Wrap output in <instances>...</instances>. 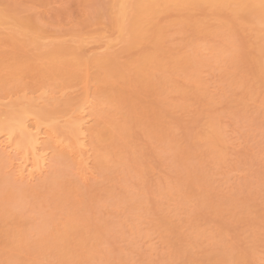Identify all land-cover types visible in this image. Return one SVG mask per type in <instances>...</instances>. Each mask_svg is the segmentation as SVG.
<instances>
[{
  "label": "rangeland",
  "instance_id": "1",
  "mask_svg": "<svg viewBox=\"0 0 264 264\" xmlns=\"http://www.w3.org/2000/svg\"><path fill=\"white\" fill-rule=\"evenodd\" d=\"M1 1L2 0H0V6L1 4H4L5 6L2 8H4L5 10H6V7H8V9L12 7L13 9L12 12H13L15 11L14 9L17 8L16 10L18 12L16 11V13H20L19 15L21 18L28 17V19H30L29 20L30 22L34 21L37 25H39L41 22L43 23V24H40L43 27V31L41 32L44 35V36L41 35V37L43 36V40H41L43 44L44 43L47 44L48 41H50L48 42L50 44L51 41H55V40H56L55 42L58 41V43L61 41L64 43L68 42V44H70L69 41L73 39L71 37L73 36L72 34L75 31H77L75 32V34L76 33L79 34V32L84 33L87 39L89 36H92L88 39L89 41L91 39L93 40V38H96L98 34L102 36H106V35L108 36V37L107 36L101 37L100 39L102 38L108 39L109 37H111L112 40H115L117 38L116 37L117 35H115V33L117 32L113 29L110 23H108L109 21L107 17H109V11H108L109 10V6H108L109 0H5V1L3 0L2 3ZM9 4H11V6H9ZM105 6L108 9H106ZM205 8L204 9L196 8L194 10L190 8L191 9L190 11L189 9L187 10L188 14L186 12L185 14L183 11L179 13V12H176V11L174 12L170 10L169 12H167V15L166 13L161 15L162 18L160 19L162 20L160 22L162 23L163 20L165 19L162 24L160 23L161 25H163V29L165 28L163 30L165 34L164 32H162V35L163 34L164 35L160 37L161 38L160 45L163 44L162 42H164L165 44V45L164 44L162 45L163 46L162 55L163 57H165L164 60L165 61L167 60L165 64L166 65L165 69L167 72L171 71L172 73H174L175 74L174 76H176V80H175V77L171 74V72L167 74V72L165 71L167 75L170 74L171 77H173V81H171L172 79L169 78V76L166 77V75L165 76L163 75L165 72H161L162 73L161 74L157 70H155L156 72H158V73H154L156 75V78H155V75L151 77V82H153L155 86L151 84L148 87L149 89L145 87L146 90L143 89L144 88L143 85L141 87V83L137 81L135 77L133 76L132 74L133 71L131 67L132 65L130 64L132 63V61H134L135 59L137 60L138 57L141 58V55H144L147 52L149 53L151 49L154 48L153 44L148 38L142 40L143 42H139L138 45H134L135 47L134 46L131 47L132 49L131 48L127 49V47L125 48L126 46L124 45L125 42L123 41L121 42L120 40L121 45H123L121 46L120 42H118L119 38H117L118 39L117 41L111 43V44L114 43L113 45L108 46V48L111 47L110 51L109 49L106 48L107 44L106 45L104 44L106 47L102 45L103 43L100 46V44L97 43V39H95L96 45L93 44L94 42L92 40L90 43L91 47L90 45H88L89 48H93L92 49L93 51L90 50L89 48H88L89 50L87 51V46L85 45L86 47L83 49H86L87 56L92 55L93 53H96L97 52L96 50L102 51L105 49L103 52H110L112 54L114 51V55L116 56V59L119 58L118 61L116 60L117 63L121 66L126 65L127 67V69L125 70L126 74H128L129 77L131 76L134 77V78H131L129 81L127 80L128 83L125 81L122 84L120 83L122 80L120 81V79H118L119 82H115L114 80L116 81L118 80L115 76H112L114 78L111 79L112 81L109 80L110 82L109 87L114 86V88L112 87L108 89L106 88L107 87L106 85H104L106 87H102L103 84L97 83L101 85L99 87L96 84V82L93 81V79L91 81H88V83H84V84H88L89 86L87 87L88 89H85V90L87 91L89 90L90 91L89 93L91 95L95 93L93 96L97 97V99L101 91L102 95L100 94L101 98L99 97L98 99L99 101H101V99L106 97V95H110L111 98L116 95L115 96L116 101L113 100L114 98L111 99L108 96L110 100L107 98H104L105 101L102 100L103 102H101L102 105L105 104L103 105V108H101V110H103L104 113H107L109 115L111 114V112H116V113L115 114L112 113L113 115L111 114L110 116L106 115L107 117L103 116L102 120L99 118V122L97 124H94L97 122L96 120H95L96 122L94 121L91 124V122L93 121L91 120L88 123V125L89 126H97V125L99 126L103 123L105 125L103 124L101 125L102 127L101 130L103 131L102 133H104V131L107 132L110 129L115 131L114 124H111V122L113 121L115 125L118 124L119 127L121 125L122 126L124 125L123 127L124 128L126 127V129L129 130L128 132L132 134V137H130L131 134L128 133L130 135L127 138L129 139L132 138V139L127 140L125 135H124V138H123V135L116 137V138L114 137L116 141H114L115 139L113 140L111 138L114 144L117 141L118 142L120 141V143H123L124 141L127 140L126 148L124 146L125 142L123 143V146L119 148V149H122L124 147L123 150L125 149L124 150L125 153L123 150L120 151L119 149H117L118 146H115L116 147L115 148L114 145H112L113 142L111 143L112 140L110 139L108 140L104 138L102 139V140H105L104 142H106V146L108 145V148L109 146H111V148L109 149L104 148V150H100L102 148H100L101 146L99 145H97L98 146L97 148L95 147L96 142H94L93 138H92L93 140L91 138L88 139V141L90 142L92 141L91 142L92 148L94 145L95 149L93 148L91 150L92 152L94 151L93 153H97L96 149L100 148L99 154L97 153L94 155L91 152L90 160H88L89 162L87 163L89 164L87 165V167L89 166L87 171L91 170L92 176L90 177L91 174L87 175L86 177L80 176V173H78L79 169L77 168V165L74 166L73 164H75V162L74 161L71 162L70 160L72 159V157L68 158L67 161L70 162L69 165L71 164V166H68L69 167L68 168L66 166L68 165L67 163L65 166H63L64 168H67V170L64 171L65 174L61 168L62 171H60L59 169L60 176L59 174L55 175L59 177V178L56 177V179L57 178L59 179L58 181L55 179L58 183H55L54 185L52 184V182L49 181L50 182L48 183L49 188H45L47 187L46 183L48 181L41 182L43 181L41 180L39 181L38 186L35 184H33V187L28 188L27 186V189H31V188L34 189L35 187L34 191H31L33 189L30 190L31 193H29L30 192L29 190L27 192L30 195V198H27V200L29 199V201L26 200L27 202H25V198H26L25 195H27L26 192L23 194L25 196L24 199L20 197H19L20 199L16 198L18 201L23 199V201L27 205L26 206L24 204L25 205L24 207L23 202L22 201L19 202V205L23 206V210H24V211H21V213L18 210L19 206H17V204H15L16 208L14 207H13L14 209L12 208L13 203H16L17 200L13 202L14 200L12 199V196L8 194L9 196H11L10 198L8 197V195L5 194L3 198L6 199V201L12 200V203L8 201L11 204L10 205L11 208L9 207V203H5L6 201L3 198L2 199L5 202L1 200L2 202H4L3 204L4 206H2V203L0 204L1 207L6 208V210L10 209L9 211L11 212H14V211L15 212L18 211V212L11 213L7 210L6 213L10 214V217H9L10 220L8 219V216H7V219L5 218V215H4L6 214L5 211H2L4 212V213H1L2 215L0 214L1 215L0 216V228L4 229L5 226L7 228L8 227L10 228V230L8 228V231H3L2 229H0L1 231L0 235H2L0 236V240L4 241V242H0V244L4 243L6 245L4 246L2 244L3 248L4 247L6 248L8 245L7 243H9V241L14 238L13 234L15 232H17L19 229H21V232H24L22 231L23 226L21 228L19 225L20 222H18L22 220L21 216H24L28 220L27 222H29V224L28 223L25 224L26 220L23 217L25 222H22L24 221L22 220L21 225L22 223L25 224L24 229L25 228L27 229L28 227L31 226L29 230L27 229V232H29V234L27 233L28 239L24 238L26 237V234L23 237L25 240H28L30 242L32 237L34 238L36 237L39 239L37 235H40V232H38L39 234H37L34 228H36L35 224L38 223L36 222L38 221L37 216L39 215L40 217L41 213L43 215L49 214L51 218L49 216L48 217L51 220L54 219L55 222L54 221L53 222L55 223V225L53 222L52 224L50 222V228H52L51 225H54L56 227L59 224L57 222H60V221H61L60 227H62L65 223L67 225L69 223L67 222L69 217H66V216H69V214L71 215L73 214L72 218L74 219L72 220L75 221L77 219L78 223H75L76 221L71 222L72 220L70 221V223H72V225L74 223L77 224V225L74 224L75 226L73 225V227L78 226L79 228H76L77 230L74 229L73 231L76 230L75 232H78L79 230L80 234L78 232L77 235H81V236L77 237L75 234V237H72V240L74 238L73 241L76 240L79 242H75L72 244L86 242L85 244L84 243L82 244L85 245L83 246V247H86L85 249L88 248V250H92L90 251L91 252L90 254H92V252L94 254V252L96 251L94 254L95 256L91 255V257L93 258V261L91 262V264H236V263L237 264H264V81L260 82L261 80H264V78L260 76V74L263 75L262 72H260V70L264 68L263 66L264 65V56H263L264 55V32L262 33L260 32L259 34V31H261V29L264 31L263 29L264 27H262L263 24L260 26H258L259 24L256 25L257 27H261L259 29L255 28V26L253 27V23H252L253 20H251L249 15L246 16L247 18H249L248 21L246 18H242V17H241L242 19H239L240 16L239 17L237 16L238 19L236 18L237 19L236 20L235 19L236 15L234 14L235 15L234 16L232 14V12L229 10L230 8L229 9L226 8L227 12L225 11V9L222 10V13L220 12L222 15L221 17L220 15L217 16L218 14H215L212 11V9L207 8L205 10ZM110 12H111V9H110ZM190 13H191V16H190ZM223 13L224 14L226 13V14L223 15ZM188 16L191 19H188L189 18ZM224 16H226L227 18ZM230 16H233L234 20L230 18ZM185 17H188L187 18L188 20H186ZM227 20L229 21V23ZM232 20H233V27H236L237 29L233 28L234 30H231L232 31L231 38H234V40L232 39V41L230 42H233V43L229 44L230 42H225L226 38L224 37H226L227 33L230 34V29L232 28L231 27ZM177 21L178 23L180 22L179 25L178 23H176ZM188 21H190L191 24ZM234 21L235 23L238 22V24H240L239 25L240 28L237 27L238 25H236L237 23L235 24ZM183 22L187 24L186 25L182 24L183 29L182 28L180 29V25ZM192 23H194V25L196 24L197 25L194 26ZM218 23L222 24V26H220ZM5 24L6 23H4V25L1 28L3 27L7 28L9 24H7L6 26ZM84 24L85 26L86 25L87 26L83 27ZM241 24L245 28L244 30ZM216 26L220 30L216 29ZM223 26L225 27L229 26L228 27L229 32H227L226 30V35L224 33L225 31L223 30L224 28ZM9 28L11 29V26L8 27V29ZM193 28H195L196 31ZM205 28H206L207 33L205 32ZM4 29L5 28L2 29L3 32L1 30L0 32L2 33L1 35L6 37L5 34H7L8 36V31L6 32V30L4 31ZM41 30L39 29V32ZM215 30L216 31L218 30V31L216 32ZM219 31L223 34L222 36H219L221 34L219 33ZM37 32H35V35ZM255 32H258V33H255ZM20 33H23V32L20 31ZM231 34L229 36H231ZM25 35L26 34H24V36ZM35 35L32 34L34 38H36ZM58 37L61 38L60 41L57 39ZM22 38L23 37L20 36L18 38V42ZM231 38L229 40H231ZM30 39H33V38L30 37ZM63 39L67 41L65 42ZM222 40H224L223 43H222ZM21 41L19 42V44H16V45L19 46L21 44ZM108 41H110V38ZM149 41L152 46H150ZM99 42H103V41H99ZM26 43L25 44L23 43L24 49L21 46H19L21 47L19 49V47H17L15 44L13 45V47L15 46L16 48H18L16 49L17 54L22 51L21 54L15 55L17 57L22 55L21 57H18L19 61L17 60V57L12 55L14 54L13 52L15 51L14 50L13 52L11 51L12 49H15V48H13L10 43H9L10 47L7 45L8 42L7 44L3 42L2 45L4 47L3 46L0 47V53H1L0 61L1 60L3 61L6 58L7 59V60L5 59L6 62L5 60L3 61L6 64L8 62L9 64H13V62L15 61H16V64H18V62L23 61L22 63H20L22 65L27 62L26 64H24L25 66L23 65L22 67V68L26 67V70L24 71L25 68L22 69L24 73H21V74H24V75H21L23 76L20 78L22 80L18 81V83L20 82V84L16 82L17 80L16 81L14 80L15 81L14 82L12 80L10 81V79L8 78H7L8 80L5 78L6 79V82H5V79H3L4 73H1V66H0V75H1L0 78L2 80V81L0 80V84L5 86L6 83L8 82L7 85L5 86L7 89L4 87L3 91L0 90V98H5V99L12 98V100H14L15 97L18 98L19 95L23 96V93H20V92H24V94L27 93V96H36L38 95L39 92L41 93L45 91L50 92L51 91V90L49 91V85H50L52 86L53 91L57 89L56 87L58 88L62 87L60 91L59 89L55 91L56 92L55 100L57 97L59 98V94L62 93L64 97L67 96L66 99L63 96H61V98L63 97L62 99L68 100L70 98L69 100L73 101L76 104L79 101L82 93H85V94L88 93L87 91H86L87 93L85 91L83 92L84 88H86L84 86H87V85H84L82 83L83 79L81 78L80 79L75 78L76 80L75 79L67 80V82L63 80L61 81L62 83L60 81H57V84H58L57 85V84H54L53 81H51L52 79L51 80L48 79L49 80L48 81L46 78L39 79L40 76L39 77L30 76V75L35 74V72H33L34 69L30 70V73L27 74V72H29L27 71V69L30 68V63L31 65L35 64V62L37 61L36 56H38V52H39V55L41 54L42 50L40 52V49H42L44 45L42 46V48L39 47L40 49L39 48L37 49L35 47L37 50L35 52V49L33 50V48H31L34 46H31V44L30 45L28 44L29 46H27ZM198 43H199V46L201 44L202 46H206L203 48H207L209 46L212 48H216V50L219 49V46L221 44H224L220 46V49L222 48L221 51L222 52L224 51L223 53L225 54L220 52L221 53L220 55L218 53L219 56L222 58V60L224 59L223 61L221 60L223 64L222 65L220 62L221 58L218 59L219 61L216 60L217 55H214V57L212 58L211 57L212 53L209 52L210 53V56H209L208 51L213 52L215 51L214 49L210 48V50L206 49L208 50L207 52H201L202 54L205 53V57H207L208 60L210 59V61L207 60L208 62L212 63L214 61L213 62L214 64L212 63L211 66H210V63H208L209 65H206L205 63L206 66L201 65V68H199L198 70L200 71L198 72V74L201 78L200 80L202 79L204 80L200 81L201 83L199 82L198 84L195 83L196 85L199 86V87L197 86L198 87L197 88L194 82L192 83V81L191 82L188 81V79H186L185 74L183 75V73H185L186 70L184 72L178 71L177 69L178 65L175 64L176 63L175 57L177 60L178 58L177 56L183 57L187 53L189 54V51H191L192 48L194 49L193 46L195 45H196L195 46L196 48H199V46L197 45ZM4 44L7 46H5ZM97 45L99 46L96 49ZM114 46H116V48H113ZM187 46H190V47H187ZM224 46L227 47V49ZM46 47H49V46H46ZM236 48L239 51H236ZM8 49L11 52L10 54H8L9 53V51H7ZM94 49H96L95 50L96 52H94ZM89 51H92L93 53L89 54L91 53ZM101 51H99V53L103 54L101 53ZM153 51L154 50H152L151 52ZM43 52H45L44 49H43ZM207 53H208V56H207ZM233 53L234 54L236 53L235 56L237 58L236 57H234L236 59L231 58V61H232L231 62L228 59H230L229 57H233L234 55ZM260 54L262 56H260ZM7 55L12 56L11 57L12 59ZM86 55L84 56L86 57ZM24 56H25V59H24ZM42 56L44 57L43 54ZM168 56H169V59H168ZM226 56H228L227 59H226ZM38 57L37 59H39ZM205 57L203 58L202 56L203 59H205ZM258 58L259 59L261 58V60H258ZM40 59L38 61H40ZM256 60L260 62L262 61L261 63H263V65L261 64L262 65L261 66L258 63V66H257V62H255ZM41 61L43 63L42 59ZM46 61L47 60H45V62ZM223 62L224 63L226 62V63L224 64ZM228 62H231V63H228ZM36 63H39V62H36ZM217 63L219 65H216ZM207 66L208 67L210 66L211 68L210 67L208 68ZM259 66L262 68L260 69ZM257 67H259V70L256 73V70L258 69ZM91 69L92 70L90 71L93 72L94 68H91ZM231 70H233L234 72ZM190 71H192V68L191 70L187 71L186 74L194 73ZM258 75L260 76L261 79L258 78ZM27 76H30V77L27 78ZM108 77L109 79L111 78L110 76ZM154 78L155 80L157 79L158 83L154 81ZM166 78H169L171 82L167 81L168 79ZM14 79H19V78H14ZM34 79H36L35 82H31V80H34ZM43 80L48 81L49 84ZM27 81H28V84H27ZM64 81L66 83H64ZM165 81H166V85H164ZM187 81L190 82V84ZM79 82L81 83L79 84ZM11 83H14V84H11ZM124 83H127V84H124ZM9 84L17 88L11 89L12 91H10L9 89L13 87L11 86L8 87ZM24 84H27V85L25 86ZM66 84L67 85L69 84V85L67 86ZM19 85H21L22 87ZM115 86L116 87L121 86L122 88L119 87L121 89L116 88L117 89L116 90ZM200 86L202 88H200ZM102 88L103 89L106 88V89H104L103 91ZM0 89H3V88H0ZM20 89L22 90L19 91ZM114 89L116 90V92L113 91L111 93L113 95L107 94V93H110V91ZM105 90L107 92H105ZM15 92L18 93V95ZM6 94L10 96L8 97ZM61 98L58 99L59 104L61 106L59 107L57 106V108L60 109V107L64 106L65 109L64 110L63 108L61 109V111L63 110L62 113L58 109L59 111L56 112V114L54 112L53 115L51 116L53 117L55 115L52 119L53 121H55L56 119L57 120L56 122L58 123V125L60 124L62 125L64 123L63 121L66 122L65 118H67V114L70 115L69 112H71L72 110L69 108L75 107V105H73L74 103L72 102L73 104L71 106L68 105V108H67V106H65L64 104V101ZM81 98L83 99V96ZM76 99H78V101H76ZM55 100L54 102L50 100L52 106L54 103L58 104V100L56 102ZM48 101L46 105L50 104V102L48 103ZM60 101L61 102L63 101V103H61ZM107 101L109 102L110 105L107 104L108 103ZM51 104L47 107H50ZM107 106H110V107H107ZM106 109L111 110V111L107 112ZM55 110H57L56 107H55ZM121 110L123 111L124 114L126 111L127 115H123ZM120 111L121 113H119ZM62 114L63 115L65 114V115L63 116ZM70 116H68V118ZM56 117L57 118L59 117V118L57 119ZM111 117H115V118H111ZM103 118L104 120L107 119V122H105L106 120L104 121ZM214 124H216V126ZM106 126L108 128L110 126V129H106L107 128ZM42 127L43 126L41 125V128H40L41 130L44 129V127L43 128ZM213 127H215L216 129ZM212 128L215 130H211ZM217 128H218V133L214 134ZM111 130L108 132H111ZM114 131H112L113 134L117 132V131L115 132ZM210 131L214 133H211ZM212 134L216 135L214 136L215 138L218 136L217 139H220L219 141H221L222 139V141L219 142L216 139L217 141L215 140L213 143L212 141L214 140V138ZM116 135H118V133L115 134V136ZM118 138L119 139L121 138L122 141L119 140ZM211 138H213V140H210ZM109 140H110V143L108 142ZM208 140H210L211 143H213L214 147H212V144L208 143ZM105 149L109 150L107 151L108 154L111 151L114 152L113 159H114L115 153L120 154V155H115V156H119V158L121 156L123 157L125 156V158H128V159H125L122 157L123 158L122 161L125 159L124 161L127 162L128 164L125 163L126 165H124L123 163H120L122 162L120 161L121 159H119V162H115L112 159V161L115 164L113 162H110V165H109V161H107L108 163L106 164L102 163L101 165L100 163L101 160L100 161L98 160L101 159L103 156L101 155L102 157H100L99 155L101 153H104L105 155V152H104L106 151ZM92 155L95 156L96 159ZM108 157L109 156H107V158ZM134 158L136 160H134ZM94 159L97 161L96 163L97 166L95 164L96 161ZM114 160H118V158ZM104 161L105 160H103V162ZM98 163L100 164V166H98ZM132 163H135V164L130 166ZM92 164H95V165H92ZM127 165H129L128 166L129 168L127 167ZM60 166L62 165L60 164L59 167ZM133 166L135 168L137 167L138 169L141 168L142 171L140 170L134 173L136 169ZM105 168L107 171L105 170ZM130 168L133 170V172ZM59 171L57 173H59ZM128 171H130V173ZM0 172L3 173L2 175L3 177H6L5 179L9 180L8 178L10 176H9L7 169L2 167V171ZM61 173H63L64 176H62L63 174ZM5 174L6 175L8 174V175L6 176ZM54 178L52 176L50 180L53 179L52 181H54ZM4 182L6 181L4 180ZM4 182L2 183V180L0 182V191H2L1 187L5 188L4 185L9 184L8 181L6 183ZM43 183L44 185H42ZM50 188H53V189L51 190ZM13 189H16V188L14 187ZM3 190L10 191V189H3ZM54 190L55 192H53ZM130 190L132 191V193H129ZM15 191H17V189ZM19 191H17L16 193L18 194ZM135 191L138 196L135 194ZM65 192L67 194H65ZM7 193H10V192H7ZM2 194L0 193L1 197H2ZM20 194L18 195L21 196ZM29 195H27V197ZM138 198H139V202L137 200ZM27 203L30 205H28ZM31 205H33V207H31ZM1 207L0 209H2ZM19 213H20L19 217L21 219L17 218V216L14 217L17 214L19 215ZM2 216L3 218H1ZM164 217H165V220L163 219ZM64 218L65 219L68 218V219L65 220ZM84 218L86 221L84 220ZM2 219L4 223L3 225H1ZM12 219L14 220L13 223L16 224L14 226L10 225L12 223L11 222ZM30 219H33V220H30ZM39 219H41V217ZM8 220L10 221V223ZM63 221H66V222L64 223ZM33 222H34V225H31L30 223H33ZM48 223H45V225L46 224L49 225ZM61 223H63V225ZM26 225H30V226L26 227ZM99 225H101V227ZM10 226L12 228L15 227L13 229H16V228L18 229L13 230ZM37 226L39 225L37 224ZM82 227H85V228L88 227V229L86 228V231L84 232L83 230H85V228L83 229ZM39 228L38 230H40ZM46 229L48 230V228ZM4 230H6V228ZM52 230L54 231L53 228ZM94 230H95V233H94ZM33 231L35 232L36 236ZM82 231L86 234L88 233L87 237L90 241H91V238L92 240L93 238L95 240V237L100 238V239H96L95 241L90 242L85 236V234H83ZM6 232L7 234L8 232L12 234V237L10 235V238L12 239L8 238L9 236H7L8 239L6 238V235H7L5 234ZM96 233L98 234V236ZM92 235H94V237ZM4 236L5 238H3ZM47 236L50 237L51 234L50 235L47 234ZM82 236L84 240L86 239L85 241L82 240ZM49 237H47V239ZM76 237L77 239H75ZM80 238L81 240H79ZM4 239H6L7 243ZM35 239L33 241L34 243H36L35 241L37 240ZM42 241L45 242L44 239ZM87 241H89L90 244ZM15 243H18V245L17 244L16 245L19 247L22 245V244L20 245L21 242H15ZM15 243H12L13 245L11 244L9 248L7 247V249L8 250L10 248L14 249L12 247H14ZM34 243L33 244L28 243V245H24L25 244L24 243L23 244L24 246L22 247H27L26 250L25 248H20V250L24 249V251L19 252V249H17L19 252L17 254L20 256L22 255V257H24L25 259L27 258L28 260L27 263L30 262L31 264H34V263L35 264H72L71 260L69 261L66 260L67 262L63 261V259L59 256V254H57L58 251L55 250L54 246H53L54 249H50L52 248V246L51 247L49 246L48 248L49 250H46L48 251L46 253L45 248L43 249L45 252H43L42 250L38 251L40 249L38 248L39 247L38 244H36L35 246L37 247L38 245L36 249L35 247L33 248ZM44 244L42 243V245ZM91 245L93 246V248ZM2 247L0 246L1 254L3 253L2 250L3 251L5 250ZM74 247L75 245L73 246V248ZM83 247L81 248L82 252L85 251V249L83 250ZM90 247L91 249H89ZM15 248L17 247L15 246ZM77 248H78L77 250L80 249L79 247ZM28 250L29 252L27 254ZM77 250H76V253L79 254L80 250H79V253L77 252ZM11 252H14V250H11ZM11 252H8V254H3V255H6V256L11 255L12 254ZM30 252H33V253H30ZM42 253L43 254L45 253V254L42 255ZM31 254H34V255H31ZM80 254L79 256H81ZM3 255H0L1 256L0 261L2 260L4 261L5 259H8V258H5L6 256L4 257ZM13 255H11L10 257L11 259L9 258L8 259L9 261L7 260V263L5 264H10L11 262L12 264H14L16 262V260L14 262L15 256ZM35 255L36 257L34 259ZM55 255L59 258H57ZM83 255L86 257L85 252L83 253ZM2 256H3V259H2ZM29 257H33V258H29ZM87 258L88 257H86V259ZM92 258L90 260H92ZM30 259H33L35 261L33 260L30 261ZM58 259H60V261ZM84 259L85 258H83V260ZM27 260L23 261L24 264H26L25 262ZM90 260L88 261L90 262ZM88 261L86 260L85 263L88 264ZM1 263L3 264V262ZM81 263H78V264H81ZM19 264H23V263L19 262Z\"/></svg>",
  "mask_w": 264,
  "mask_h": 264
},
{
  "label": "bare ground",
  "instance_id": "2",
  "mask_svg": "<svg viewBox=\"0 0 264 264\" xmlns=\"http://www.w3.org/2000/svg\"><path fill=\"white\" fill-rule=\"evenodd\" d=\"M3 1V0H2ZM2 1H1V3H2ZM5 1V0H4ZM108 2V1H107ZM106 2V3H107ZM4 3V2H3ZM109 17H107L108 18V23H110V25L113 27V29L117 32V33H115V35H117L116 37L117 38H119V41L118 42H120V40H121V42L123 41V42H125L124 43V45H126L125 46V48L127 47V49L128 48H131V47H133L134 45H138L139 44V42H143L142 40H144V39H149L150 41H151V43L153 44V46H154V48H152V47H150V48H152L151 49V51L152 50H154L153 52H147V53H143L144 55H141V58H137V60L135 59L134 61H132V63L130 64V65H132L131 67H132V71H133V76L135 77V79L137 80V81H139L140 83H141V87H142V85H143V89L144 90H146L145 89V87H147V89H149L148 87L151 85V84H153V82H151V77L152 76H154L155 74L154 73H161V72H165L166 71V62H167V60L165 61L164 59H165V57H163V44H164V42H162L163 44L162 45H160L161 44V36H163L164 34H165V32L163 31L164 29H163V25H161L163 22H164V20H163V22L161 23L160 21L162 20V19H160V18H162V16L161 15H163V14H165L166 13V15H167V12H169L170 10H172V11H176V12H186L187 14H188V12H187V10L189 9V11L192 9V10H194V9H201V8H205V10L207 9V8H210V9H212V11L215 13V14H218L217 16H219L220 15V17L222 16L221 15V13H222V10H224L225 9V11H226V8H230L229 10L232 12V14L235 16V19L237 18V16L239 17V19H242V18H246L247 19V21H248V19L249 18H247L246 16L247 15H249L250 16V18H251V20H253V27L255 26V28H257V29H259V28H261V27H257L256 25L257 24H259L258 26H260V25H262L263 24V26L262 27H264V0H109ZM5 4H6V2H5ZM7 4H8V2H7ZM3 5V6H2ZM5 5L4 4H1V6H0V28L4 25V23H6L5 24V26L7 25V24H9L10 26H11V29L13 30H11L10 28L8 29V27H10L9 25H8V27L6 28V27H3V28H5L4 29V31L6 30V32L8 31V36H7V34H5L6 35V37H4L3 35H1L2 33L0 32V44H1V46L0 47H2L3 45V42L5 43V44H7V42H8V46H9V43L12 45V47H13V45L15 44H19V42L21 41V44H25L26 42V44H27V46H29L30 44H31V46H34V47H31V48H33V50L35 49V52L37 51L36 50V48L38 49L39 47L40 48H42V46H43V48L42 49H40V52H41V50H42V52H41V56L39 55V52H38V56H36V62H39V63H36L35 62V64H33L34 65V67H33V65H31V63H30V68L29 69H27V71H29V72H27V74L28 73H30V70H33L34 69V71L33 72H35V74L34 75H30V76H37V77H39V79L40 78H43V79H49V80H51V81H53L54 82V84H57V81H63V80H65L66 82H67V80H71V79H77V78H81V79H83L82 80V83L84 84V83H88V81H91L92 79H93V81H95L96 82V84L97 83H100V84H103V86L102 87H106L107 89L108 88H114V86H111V87H109V80H111V79H113L114 77H112V76H115L116 78H117V80L118 79H120V83H122L123 84V82H127V80L129 81L131 78H134L133 76H131V77H129L128 76V74H126V72H125V70L127 69V67H126V65H124V66H121V65H119L118 63H117V61H118V59H116V56L114 55V51H113V54L112 53H110V52H103L104 50H96L97 48H98V46L99 45H97L96 46V49H94V52H96V53H93L92 51V49L93 48H89L88 47V45H90V43H91V40L89 41L88 39L90 38V37H92V36H89L88 37V39H87V37L85 36V34L84 33H80L79 32V34H75V32H77V31H75L72 35L73 36H75V37H71V38H73L72 40H73V42H72V40H70L69 41V39H71V38H69L68 39V41H69V43L70 44H68V42H66L67 40H64L66 43H64V42H61L60 41V39L61 38H57L60 42L58 43V41L57 42H55V41H51V43L49 44L48 42H50V41H48L47 42V44L46 43H44L43 44V42L41 41V40H43V33H41L42 31H43V27H42V25H40V24H43L42 22L39 24V25H37L34 21H32V22H30L29 20L30 19H28V17L27 18H21L20 17V13H16V9H14L15 11H13L12 12V7L11 8H9L8 9V7H6V10L4 9V8H2V7H4ZM9 6H11V4H9ZM107 6V5H106ZM106 6H105V8H106ZM14 7V6H13ZM103 7H104V5H103ZM195 7V8H194ZM200 7V8H199ZM191 8V9H190ZM8 9V10H7ZM106 9H108V8H106ZM110 9H111V12H110ZM11 10V11H10ZM107 11V12H108ZM225 11H223V12H225ZM18 12V11H17ZM106 12V13H107ZM221 12V13H220ZM227 12V11H226ZM230 12V13H231ZM16 13V14H15ZM173 13V12H172ZM183 13V14H184ZM185 13V14H186ZM18 14V15H17ZM105 14V13H104ZM226 14V13H225ZM224 13H223V15H225ZM108 15V14H107ZM170 15V14H169ZM181 15V14H180ZM228 15V14H227ZM97 16H99V15H97ZM100 16H102V15H100ZM184 16V15H183ZM185 16H187V15H185ZM190 16H191V13H190ZM248 16V17H249ZM20 17V18H19ZM105 17V16H104ZM189 17V16H188ZM188 17H185L186 18V20H188V19H191L190 17L188 18ZM194 17V16H193ZM224 17H226V16H224ZM242 17V18H241ZM188 18V19H187ZM227 18V17H226ZM230 18H232L233 20H234V18H233V16H230ZM182 19V18H181ZM238 19V18H237ZM236 19V20H237ZM196 20V19H195ZM221 20V19H220ZM230 20V19H229ZM233 20H232V28L230 29V34L232 33V31L231 30H234V29H237L236 27H233ZM235 20V21H236ZM243 20H245V19H243ZM251 20H249V21H251ZM228 21V20H227ZM235 21H234V23H235ZM241 21V20H240ZM38 22H40V21H38ZM187 22V21H186ZM190 24H191V22L190 21H188ZM196 22V21H195ZM32 23V24H31ZM161 23V24H160ZM176 23H178V21L176 22ZM176 23H174V24H176ZM228 23H229V21H228ZM237 23V24H236ZM235 24L236 25H238L237 27H239L240 28V24H238V22H236ZM241 23V22H240ZM254 23H256V24H254ZM173 24V23H172ZM180 24V22L178 23V25ZM182 24H187V23H181V25H180V29L182 28L183 29V25ZM193 25H194V23H192ZM219 24V23H218ZM225 24V23H224ZM245 24V23H244ZM109 25V24H108ZM109 25V26H110ZM193 25H191V26H193ZM197 25V24H196ZM196 25H194V26H196ZM204 25V24H203ZM220 26H222V24H219ZM228 25V24H227ZM235 25V26H236ZM242 25V24H241ZM87 26V25H86ZM85 26V24L83 25V27H86ZM169 26V25H168ZM182 26V27H181ZM199 26H200V24H199ZM39 27V28H38ZM42 27V28H41ZM164 27H166V26H164ZM206 27V26H205ZM215 27V26H214ZM224 27V28H223ZM222 28H223V30L225 31L224 33H225V35H226V30H227V32H229L228 30V27L229 26H227V27H225V26H223ZM242 27H243V25H242ZM252 27V28H253ZM3 28H1L0 30L2 31V29ZM198 28V27H197ZM196 28V29H197ZM203 28V27H202ZM234 28V29H233ZM254 28V29H255ZM38 29V30H37ZM39 29L41 30L40 32H39ZM45 29V28H44ZM194 30H195V28H193ZM208 29V28H207ZM211 29V28H210ZM216 29H218V30H220L219 28H217V26H216ZM245 28L243 27V30H244ZM264 29V28H263ZM9 30H10V32H9ZM198 30H200V29H198ZM217 30V31H218ZM241 30V29H240ZM12 31V32H11ZM20 31L21 32H23L24 34H26L25 36H24V34L23 33H20ZM38 31V32H37ZM196 31V30H195ZM202 31V30H201ZM213 31V30H212ZM216 31V30H215ZM214 31V32H215ZM216 31V32H217ZM253 31V30H252ZM255 31V30H254ZM256 31H258V30H256ZM3 32V31H2ZM35 32H37L36 33V35H35ZM45 32V31H44ZM114 32V31H113ZM162 32H164V34L162 35ZM198 32V31H197ZM205 32H206V28H205ZM260 32L262 33V32H264L262 29H261V31H259V34H260ZM10 33V34H9ZM16 33H18V34H16ZM199 33V32H198ZM207 33V32H206ZM205 33V34H206ZM211 33V32H210ZM219 33H221L220 31H219ZM219 33H218V35H219ZM255 33H258V32H255ZM21 34H23V35H21ZM32 34L33 35H35V37L36 38H34V36H32ZM40 34V35H39ZM82 34H84V35H82ZM114 34V33H113ZM204 34V33H203ZM214 34V33H213ZM229 33H227V35H228ZM229 34V35H230ZM28 35H30V36H28ZM39 35V36H38ZM41 35H43L42 37H41ZM104 35V34H103ZM215 35H216V33H215ZM223 34L221 33L219 36H222ZM224 35V36H225ZM227 35H226V37H224V38H226V41L225 42H230V41H232V39L234 40V38H231L232 37V34H231V36H229L228 35V37H227ZM18 36V37H17ZM20 36H22L23 38L18 42V38L20 37ZM27 36V37H26ZM37 36H38V38H37ZM107 36V35H106ZM106 36H102V35H100V34H98L97 36H96V38H93V44H95V39H97V43H99L100 44V46H101V44L103 45V46H105L106 44H107V49H109V51L111 50V47H109L108 48V46L109 45H113V44H111L112 42H115V41H117L118 39L116 38L115 40H112L111 39V37H109L110 38V41H108L109 40V38L107 39V38H102V39H100L101 37H106ZM30 37H32L33 39H30ZM40 37V38H39ZM77 37V38H76ZM99 39H98V38ZM108 37V36H107ZM30 41H28L27 39ZM42 38V39H41ZM76 38V39H75ZM114 38H115V36H114ZM164 38V37H163ZM163 38H162V40H163ZM231 38V40H229ZM38 39H40V40H38ZM54 39H56V38H54ZM53 39V40H54ZM75 39V40H74ZM106 39V40H105ZM103 41V42H99V41ZM39 41H41V42H39ZM104 41H105V43H104ZM109 43H108V42ZM146 41H148V40H146ZM150 41H149V43H150ZM223 41L224 40H222V43H223ZM29 42V43H28ZM73 44H72V43ZM121 42H120V45H121ZM224 42V43H225ZM151 43H150V46H152L151 45ZM195 43V42H194ZM231 43H233V42H230L229 44H231ZM4 44V45H5ZM19 45V46H21L23 49H24V44L23 45ZM29 44V45H28ZM92 44V45H93ZM105 44V45H104ZM123 44V43H122ZM192 44V43H191ZM191 44H189V45H191ZM227 44V43H226ZM225 44V45H226ZM7 45H5V46H7ZM87 46V51L90 49V50H92V51H89V52H91V53H89V54H92V55H89V56H87L86 54H87V52H86V49H83V48H85L86 46ZM96 45V44H95ZM165 45V44H164ZM198 46H199V43L197 44ZM221 45H224V44H221ZM220 45V46H221ZM228 45V44H227ZM226 45V46H227ZM233 45V44H232ZM17 46V45H16ZM19 46H17V47H19ZM46 46H49V47H46ZM121 46H123V45H121ZM167 46V45H166ZM196 46V45H195ZM195 46H193L194 47V49L192 48H190L191 49V51H189V54L187 53V52H185V53H187L185 56H177L178 58H177V60H176V57H175V64H177L176 66L178 67L177 69H178V71H180V72H184L185 70V73H183V75L185 74V76H186V79H188V81H192V83L194 82V84L195 83H197L198 84V82L199 83H201L200 81H203L204 79H202V80H200L201 78H200V76H199V74H198V72H200V71H198L199 70V68H201V65H203V66H206V65H209L208 63H210V66H211V64L214 62H208V61H210V59L208 60L207 59V57H205V53H201V52H207L208 50H210V48L211 49H214L215 51H208V53L209 52H211L212 54H211V57L213 58L214 57V55H217V57H216V60H218V59H220L221 57L219 56V54L221 55V53H223L221 50H222V48L220 49V46H219V49H217L216 50V48H212V47H207V48H203V47H206V46H202V44L199 46V48H196ZM197 46V47H198ZM231 46V45H230ZM234 46V45H233ZM4 47V46H3ZM10 47V46H9ZM8 47V48H9ZM11 47V48H12ZM21 47H19V49L21 48ZM36 47V48H35ZM90 47H91V45H90ZM104 47V48H105ZM120 47V46H119ZM135 47V46H134ZM187 47H190V46H187ZM186 47V48H187ZM192 47V46H191ZM201 47V48H200ZM214 47V46H213ZM218 47V46H217ZM225 47V46H224ZM235 47V46H234ZM233 47V48H234ZM13 48H15V49H12V51L11 52H13V50L15 51V52H13L14 54H12V55H16L17 53H16V49H18V48H16L15 46L13 47ZM27 48V47H26ZM46 48V49H45ZM89 48V49H88ZM113 48H116V46H114ZM124 48V47H123ZM226 49H227V47H225ZM224 48V49H225ZM228 48H230V47H228ZM43 49L45 50V52H43ZM106 49V50H107ZM132 49V48H131ZM188 49V48H187ZM206 49H208V50H206ZM31 50V49H30ZM84 50V51H83ZM96 50V51H95ZM115 50V49H114ZM185 50V49H184ZM204 50H206V51H204ZM220 50V51H219ZM7 51H9V49L7 50ZM7 51H5V52H7ZM19 51V50H18ZM29 51V50H28ZM99 51H101V53H103V54H100L99 53ZM108 51V50H107ZM144 51V50H143ZM146 51V50H145ZM170 51V50H169ZM228 51V50H227ZM231 51V50H230ZM229 51V52H230ZM233 51V50H232ZM236 51H239L237 48H236ZM259 51V50H258ZM261 51V50H260ZM2 52V51H1ZM4 52V51H3ZM10 51H9V53L8 54H10L11 53ZM22 52V51H21ZM21 52L20 53H18V54H21ZM24 52V51H23ZM85 54H84V53ZM221 52V53H220ZM226 52V51H225ZM229 52H227V53H229ZM208 53H207V56H208ZM219 53V54H218ZM226 53V54H227ZM231 53V52H230ZM259 53V52H258ZM1 54V53H0ZM17 54V55H18ZM35 54H37V53H35ZM42 54L44 55V57L42 56ZM115 54H117V53H115ZM167 54V53H166ZM169 54V53H168ZM184 54V53H183ZM223 54H225V53H223ZM232 54V53H231ZM231 54H230V56H231ZM234 54V53H233ZM236 54V53H235ZM235 54L233 55V57H229L230 59H228L229 61H231V58H234V57H236L235 56ZM4 55H5V53H4ZM24 55V54H23ZM26 55V54H25ZM33 55V54H32ZM84 55H86V57L84 56ZM201 57H200V56ZM7 56H9L10 58L12 57V56H10V55H7ZM6 56V57H7ZM22 55H20V56H18V57H21ZM118 56V55H117ZM202 56H203V58L205 57V59H203L202 58ZM209 56H210V53H209ZM223 56V55H222ZM228 56H229V54H228ZM228 56H226V59H227V57ZM260 56H262L261 54H260ZM264 56V55H263ZM15 57H17V56H15ZM18 57H17V60H18ZM30 57V56H29ZM28 57V58H29ZM37 57L40 59H42L43 60V63H42V61H41V59H40V61H38L39 59H37ZM43 57V58H42ZM46 57V58H45ZM1 58V57H0ZM4 58V57H3ZM27 58V57H26ZM34 58V57H33ZM237 58V57H236ZM236 58H234V59H236ZM6 59V58H5ZM4 59V60H5ZM12 59V58H11ZM15 59V58H14ZM21 59V58H20ZM24 59H25V56H24ZM167 59V58H166ZM168 59H169V56H168ZM215 59V58H214ZM213 59V60H214ZM3 60V61H4ZM7 60V59H6ZM6 60H5V62H6ZM16 60V59H15ZM14 60V61H15ZM31 60V59H30ZM33 60H35V59H33ZM45 60H47L46 62H45ZM117 60V61H116ZM208 60V61H207ZM216 60H215V62H216ZM221 60H222V58L220 59V62H221ZM224 60V59H223ZM222 60V61H223ZM258 60H261V58L259 59L258 58ZM258 60H256L255 62H257V66H258V63L261 65H263V63H261L262 61H263V59H262V61L260 62V61H258ZM2 60L0 61V66H1V73H4L2 76L4 77L3 79H10V81L12 80V81H16L17 83H18V81H20V80H22V79H20L21 77H23V76H21V75H24V74H21V73H24L23 72V70L22 69H24V71L26 70V67H24V68H22L23 67V65L24 64H26V63H24V64H20V63H22L21 61L20 62H18V64H16V61L15 62H13L12 60V62H13V64H9V62L6 64V63H4ZM26 61V60H25ZM169 61V60H168ZM178 61V62H177ZM205 61H207V62H205ZM211 61H212V59H211ZM219 61V60H218ZM217 61V62H218ZM227 61V60H226ZM232 62V61H231ZM231 62H228V63H231ZM15 63V64H14ZM41 63V64H40ZM120 63V62H119ZM174 63V62H173ZM205 63H206V65H205ZM219 63V62H218ZM216 64V65H219V64ZM224 63V62H223ZM226 63V62H225ZM224 63V64H225ZM214 64V63H213ZM221 64H222V62H221ZM123 65V64H122ZM167 65H168V63H167ZM188 65V66H187ZM223 65V64H222ZM261 65V66H262ZM25 66V65H24ZM193 66V67H192ZM209 66V67H210ZM215 66V65H214ZM264 66V65H263ZM31 67H33V68H31ZM189 67V68H188ZM208 67V66H207ZM208 67V68H209ZM260 67V66H259ZM259 67H257L256 69V73H257V71L259 70ZM28 68V67H27ZM91 68H94V70H93V72H91L90 70H92ZM191 68H192V71H190V72H194L193 74H186V72L187 71H189V70H191ZM211 68V67H210ZM262 67H260V69H261ZM187 69H189V70H187ZM2 70H4V71H2ZM155 70H157L158 72H156ZM174 70H176V69H174ZM264 68L262 69V70H260V72H262V74L263 75H261L260 74V72H259V74H260V76H262L263 78H264ZM155 71V72H154ZM177 71V72H178ZM230 71V70H229ZM231 71H233V70H231ZM25 72V73H26ZM167 72V71H166ZM166 72L163 74L164 76L166 75V77L167 76H169V78H171L172 80L171 81H173V77H171V75L169 74V75H167L168 73H170V72H167V74H166ZM234 72V71H233ZM37 74V75H36ZM153 74V75H152ZM162 74V73H161ZM171 74L174 76L175 74L174 73H172L171 72ZM179 74V73H178ZM8 77H7V76ZM26 75V74H25ZM131 75V74H130ZM181 75V74H180ZM187 75H188V77H187ZM190 75V76H189ZM257 75V74H256ZM255 75V76H256ZM30 76H27V78L28 77H30ZM108 76H110L111 78L109 79V77ZM182 76V75H181ZM260 76L258 75V78L259 79H261L260 78ZM0 77H1V75H0ZM175 77V80H176V76H174ZM14 78H19V79H14ZM24 78H26V77H24ZM23 78V79H24ZM36 78V77H35ZM115 78V79H116ZM155 78H156V75H155ZM155 78H154V81L155 82H157V79L155 80ZM169 78H166V79H168L167 81H169V82H171L170 81V79ZM257 78V77H256ZM6 79H5V82H6ZM7 79V80H8ZM38 79V78H37ZM58 79V80H57ZM61 79V80H60ZM75 79V80H76ZM0 80H1V78H0ZM30 80V79H29ZM35 80L36 79H34V80H31V82H35ZM42 80V79H41ZM48 80V81H49ZM56 80V81H55ZM87 81V82H85V81ZM165 80V79H164ZM174 80V81H175ZM2 81V80H1ZM14 81V82H15ZM25 81V80H24ZM43 81H46V80H43ZM48 81H46L47 83H48ZM51 81H50V83H51ZM64 81V83H66ZM78 81V80H77ZM84 81V82H83ZM98 81V82H97ZM112 81V80H111ZM115 82H119V80L118 81H116V80H114ZM114 81H113V83H114ZM159 81V80H158ZM187 81V82H188ZM264 80H261L260 82H263ZM23 82V81H22ZM56 82V83H55ZM59 82V83H60ZM94 82V83H95ZM160 82V81H159ZM162 82V81H161ZM190 82H188L189 84H190ZM8 83V82H7ZM7 83H6V85H7ZM41 83H42V81H41ZM62 83V82H61ZM81 82H79V84H80ZM112 83V82H111ZM128 83V82H127ZM127 83H124V84H127ZM139 83V84H140ZM158 83V82H157ZM156 83V84H157ZM163 83V82H162ZM191 83V84H192ZM11 84H14V83H11ZM11 84H9V86L8 87H10L11 86ZM18 84H20V82L18 83ZM27 84H28V81H27ZM27 84H24L25 86L27 85ZM49 84V83H48ZM77 84V83H76ZM96 84H94V85H96ZM100 84H97L99 87L101 86ZM115 84H117V83H115ZM204 84V83H203ZM5 85V84H4ZM5 85V86H6ZM16 85V84H15ZM22 85V84H21ZM21 85H19V86H21ZM43 85V84H42ZM58 85V84H57ZM56 85V86H57ZM60 85V84H59ZM62 85V84H61ZM67 85V84H66ZM69 85V84H68ZM67 85V86H68ZM84 85H87V86H84V87H86V88H84V90H83V92L85 91H87V90H85V89H88L87 87H89L88 86V84H84ZM104 85H106V86H104ZM154 85V84H153ZM152 85V86H153ZM164 85H166V81H165V83H164ZM193 85V84H192ZM196 85V84H195ZM201 85V84H200ZM205 85V84H204ZM203 85V86H204ZM3 85H1L0 84V88H3V89H0V90H4V87L5 86H3ZM18 86V87H19ZM46 86V85H45ZM63 86V85H62ZM123 86V85H122ZM151 86V87H152ZM155 86V85H154ZM198 85H196V87H197ZM11 87H13V86H11ZM22 87V86H21ZM24 87V86H23ZM54 87V86H53ZM64 87V86H63ZM82 87H83V85H82ZM119 87H121V86H119ZM119 87H116L115 86V89L116 88H119ZM150 87V88H151ZM163 87V86H162ZM176 87V86H175ZM195 87V86H194ZM199 87V86H198ZM197 87V88H198ZM6 88V87H5ZM15 88H17V87H13V88H10L9 90L10 91H12L11 89H15ZM57 89H59V91H60V89L62 88H58V87H56ZM66 88V87H65ZM64 88V89H65ZM106 88H104V89H106ZM122 88V87H121ZM121 88H119V89H121ZM200 88H202L201 86H200ZM7 89V88H6ZM5 89V90H6ZM24 89V88H23ZM25 89H26V87H25ZM46 89V88H45ZM56 89V90H57ZM103 89V88H102ZM104 89H103V91H104ZM112 90V91H110V93H107V94H111L113 91H115L116 92V90ZM196 89V88H195ZM18 90V89H17ZM22 89H20L19 91H21ZM51 90V91H50ZM56 90H54L53 91V89H52V86H50L49 85V91L50 92H46L45 90V92H39L38 93V95H36V96H27V93L26 94H24V92H20V93H23V96L21 97L20 95H19V97L18 98H16L15 97V99L14 100H12V98L11 99H5V98H0V171H2V167H4L5 169H7V171H8V173H9V180H7V179H5L6 177H3L2 175H3V173L2 172H0V182H1V180H2V183L4 182V180L7 182L8 181V183L9 184H7V185H4V187L5 188H3V187H1V190L2 191H0V193L2 194V197L0 196V204L2 203V206H4L3 204H4V202L6 201V199H4L3 198V196H5V194L6 195H11L12 196V199L14 200L13 202H15L17 199H20V198H23L24 199V197L26 196V198H25V202H27V201H29V199L27 200V198H30V195H29V193H31V191H34L35 190V187H34V189L33 188H31V189H33V190H31V189H27V186H28V188L29 187H33V184H35V185H37L38 186V184H39V181H41V180H43V181H41V182H46V181H48L46 184H47V187H45V188H49L48 187V183H50V182H52V184H54L55 185V183H58L57 181L59 180L58 178V176H55V175H58L59 174V176H60V171H62L63 170V172L65 171V170H67V168H64L63 166H65L66 165V163L68 164V165H66L67 167L68 166H71V164L69 165V161H67V159L68 158H70V157H72V159H70L71 160V162L72 161H74L75 162V164H73L74 166L75 165H77V168L79 169L78 170V173H80V176H82V177H86L87 175H89V174H91L90 175V177L92 176V173H91V168L89 169L90 171H87L88 170V167H87V165H89V164H87L89 161L88 160H90V155H91V150L94 148V145H93V148H92V144H91V142L90 141H88V139H94V142H96L95 144V147L97 148L98 146L97 145H99V146H101L100 148H102V149H100V150H104V148H108V145L106 146V142H104L105 140H102L103 138L104 139H106V140H108V139H110V140H114L116 137H119V136H122L123 135V138H124V135H125V137H126V139L128 140L129 138H127L131 133L130 132H128L129 130L128 129H126V127L124 128L122 125V127L120 126L119 127V125L117 124V125H115V123L112 121L111 122V124H114V129H115V131H117L116 133H112V131H114V130H111L110 129V126H109V128L107 127L106 129H110L111 130V132H108V131H110V130H108L107 132L106 131H104V133H102L103 131L101 130L102 129V127H101V125L103 124H101V125H97V126H89L88 125V123L91 121V120H93L92 122H91V124L95 121L96 123H94V124H97L98 122H99V118L102 120V117L103 116H105V117H107V116H110L112 113L113 114H115L116 112H111V114L109 115V114H107V113H104V111L103 110H101V108H103V105H105V104H103L102 105V103L101 102H103L102 100H104V98H107V99H109L110 100V95H106V97H104L103 99H101V101H99L98 99H99V97H100V94H101V91H100V93H99V97H98V99H97V97H95V96H93L94 94H93V92H92V94L93 95H91L89 92V90L86 92L87 94H85V93H82L81 94V97L83 96V99L80 97V99H79V101H78V99H76V101H78L76 104L73 102V101H71V100H69L68 98V100H64V99H62L64 96H63V94L62 93H60V92H58V93H60V94H62V95H60L59 94V98H61V96H63L61 99L64 101V104H65V106H67V108H68V105H72L73 103V105H75V107L74 108H69V109H72L71 110V112H69L70 113V115H68L67 113V118H65V120H66V122L65 121H63L64 123L61 125H58V123L56 122L57 120L55 119V121H53V117L55 116H53V117H51L52 115H53V113L55 112V114H56V112H58L59 110H60V112L62 113V111L65 109V107L64 106H62V107H60V109L59 108H57V106L59 107V106H61L60 104H59V98L57 99L56 98V100H55V91ZM201 90V89H200ZM7 91V90H6ZM9 91V92H10ZM24 91V90H23ZM102 91V92H103ZM62 92V91H61ZM105 92H107L106 90H105ZM114 92V93H115ZM16 93V92H15ZM19 93V94H20ZM12 94V93H11ZM17 95H18V93H16ZM35 94H36V92H35ZM85 94V95H84ZM106 94V93H105ZM117 94V93H116ZM7 95V94H6ZM14 95V94H13ZM26 95V96H25ZM102 95V94H101ZM111 95H113V94H111ZM5 96V95H4ZM8 96V95H7ZM10 96V95H9ZM8 96V97H9ZM58 96V95H57ZM66 96V95H65ZM110 98H109V97ZM116 96V95H115ZM115 96L114 97H112V98H114L113 100L114 101H116V98H115ZM119 96V95H118ZM117 96V97H118ZM1 97H3V96H1ZM67 97V96H66ZM66 97H64L65 99H66ZM101 98V97H100ZM111 98V99H112ZM119 98V97H118ZM251 98V97H250ZM19 99V100H18ZM60 99V100H61ZM106 99V100H107ZM49 100V101H48ZM53 101L54 102V100H55V102L58 100V104L57 103H54L53 104V106H52V104H51V101ZM73 100V99H72ZM119 100H121V99H119ZM118 100V101H119ZM47 101H48V103L50 102V104H51V106L50 107H47V106H49V105H46L47 104ZM63 101L61 102V103H63ZM75 101V100H74ZM105 101V100H104ZM73 102V103H72ZM108 102V101H107ZM111 102V101H110ZM105 103V102H104ZM112 103V102H111ZM57 104V105H56ZM107 104H109V102L107 103ZM54 105H56V106H54ZM101 105V106H100ZM110 105V104H109ZM100 106V107H99ZM112 106V105H111ZM55 107H56V109L57 110H55ZM107 107H110V106H107ZM113 107V106H112ZM115 107H116V105H115ZM117 107H119V106H117ZM63 108V110L61 111V109ZM59 109V110H58ZM109 109V108H108ZM113 109V108H112ZM68 110V109H67ZM115 110V109H114ZM106 111L108 112V111H111V110H107L106 109ZM117 111V110H116ZM122 111V110H121ZM121 111L119 112V113H121ZM122 113H123V111H122ZM59 114V113H58ZM101 114H103V115H101ZM105 114V115H104ZM112 114V115H113ZM117 114H118V112H117ZM63 115V114H62ZM65 115V114H64ZM63 115V116H64ZM107 115V116H106ZM123 115H127V113H126V111H125V114L123 113ZM136 115V114H135ZM57 116V115H56ZM61 116V115H60ZM68 116H70L69 118H68ZM115 116H117V115H115ZM51 119H50V118ZM62 117V116H61ZM104 117V118H105ZM57 118V117H56ZM59 118V117H58ZM57 118V119H58ZM104 118H103V120H104ZM111 118H115V117H111ZM136 118H137V116H136ZM44 119V120H43ZM100 120V121H101ZM106 120V121H105ZM104 121L105 122H107V119H105ZM114 120V119H113ZM134 120H136V119H134ZM104 121H102V122H104ZM111 121V120H110ZM115 121V120H114ZM109 122V121H108ZM116 122V121H115ZM213 122V121H212ZM61 123V122H60ZM211 123V122H210ZM210 123H209V125H210ZM215 123V122H214ZM44 124V125H43ZM100 124V123H99ZM41 125L44 127V129H40L41 128ZM103 125H105V124H103ZM108 125V124H107ZM110 125V124H109ZM215 126H216V124H214ZM212 126H213V124H212ZM42 127V128H43ZM101 127V128H100ZM113 127V126H112ZM111 127V128H112ZM213 128H215V127H213ZM211 129V130H215V129ZM105 129V128H104ZM105 129V130H106ZM44 130V131H43ZM114 131V132H115ZM217 131V132H216ZM215 131V133L214 132H211V133H214V134H216V133H218V128H217V130ZM220 132V131H219ZM118 133V135H116L115 136V134H117ZM128 133H130V134H128ZM105 134V135H104ZM205 134V133H204ZM207 134V133H206ZM208 134H209V132H208ZM104 135V136H103ZM213 135V134H212ZM218 135V134H217ZM91 136H93V137H91ZM113 136V137H112ZM204 136V135H203ZM214 136H216V135H213V138H214V140H213V138H211L210 140H213L212 142L214 143V141L217 139V137L215 138ZM115 137V138H114ZM130 137H132V134L130 135ZM211 137V136H210ZM220 137V136H219ZM112 138V139H111ZM122 138V137H121ZM121 138L119 139V140H121ZM122 138V139H123ZM92 139V140H93ZM117 139V140H118ZM132 139V138H131ZM131 139H129V140H131ZM209 139V138H208ZM110 140L108 141L109 143H110ZM113 140L111 141V143L113 142ZM126 140V141H127ZM205 140V139H204ZM210 140H208V143H210V144H212V147H214L213 146V143H211V141ZM218 141L220 140V139H217ZM216 140V141H217ZM114 141H116V139L114 140ZM122 141V140H121ZM126 141H124L123 143H124V146H125V148H126ZM207 141V140H206ZM221 141H222V139H221ZM221 141H219V142H221ZM98 142V143H97ZM108 142H107V144H108ZM118 142V141H117ZM117 142H115V144H114V142L112 143V145H114V147L115 146H118V148L117 149H119V148H121L122 146H123V143H120V141L117 143ZM120 143V144H119ZM216 143V142H215ZM113 147V148H114ZM211 147V146H210ZM211 147V148H212ZM109 148H111V146H109ZM108 148V149H109ZM116 148V147H115ZM124 148V147H123ZM123 148L122 149H119L120 151L121 150H123ZM171 148V147H170ZM95 149V148H94ZM99 149H96L97 150V153L99 154ZM108 149H105L106 151H104L105 152V155H104V153H101V151H100V157H102L103 158V160H105L104 162H103V160H102V158L101 159H97L98 161H100V163H101V165H102V163L103 164H106V163H108L107 161H109V165H110V162H113V161H115V162H119V159H121L120 161H122V159L123 158H125V156L123 157V156H121L120 158H119V156H115V155H120V154H118V153H115V155H114V159H117L118 158V160H114L113 159V153L114 152H112L111 150V152H109V154H108V152L107 151H109ZM125 150V149H124ZM123 150V151H124ZM119 151V152H120ZM90 152V153H89ZM94 152V151H93ZM92 152V154H97V153H93ZM122 153V152H121ZM124 153H125V151H124ZM108 154V155H107ZM112 154V155H111ZM102 155V156H101ZM112 156V157H108L107 158V156ZM121 155H123V154H121ZM125 155V154H124ZM93 156V155H92ZM94 158H95V156H93ZM92 157V158H93ZM99 157V158H100ZM116 157V158H115ZM123 157V158H122ZM132 157V156H131ZM65 159H66V161H65ZM96 159V158H95ZM94 159V160H95ZM108 159V160H107ZM111 159V160H110ZM112 159H113V161H112ZM125 159H128V158H125ZM124 159V160H125ZM130 159H132V158H130ZM92 160V159H91ZM123 160V161H124ZM134 160H136L135 158H134ZM96 161V160H95ZM120 162V163H123L124 165H126V164H128L127 162ZM131 161V160H130ZM133 161V160H132ZM62 162H63V164H62ZM182 162V161H181ZM92 163H94V162H92ZM97 163V161L95 162V164ZM114 163V162H113ZM126 163V164H125ZM62 165V166H60L59 167V165ZM95 164H92V165H95ZM115 164V163H114ZM133 164H135V163H132L130 166H132ZM108 165V166H109ZM121 165V164H120ZM129 165H127V167L129 166ZM182 165H183V163H182ZM96 166H97V164H96ZM98 166H100V164L98 163ZM111 166H112V164H111ZM122 166V165H121ZM135 166V165H134ZM133 166V167H134ZM107 167V166H106ZM126 167V166H125ZM61 168H62V170H61ZM69 168V167H68ZM102 168H103V166H102ZM111 168V167H110ZM129 168V167H128ZM135 168V167H134ZM59 169H60V171H59ZM108 169V168H107ZM125 169H127V168H125ZM131 169V168H130ZM136 170L134 171V173H136V172H138V171H140L141 170V168L140 169H138L137 167L135 168ZM103 170V169H102ZM105 170H106V168H105ZM110 170V169H109ZM132 170V169H131ZM59 171V173H57ZM107 171V170H106ZM142 171V170H141ZM188 171V170H187ZM129 173H130V171H128ZM132 172H133V170H132ZM2 173V174H1ZM133 173V174H134ZM61 174H63V173H61ZM64 174H65V172H64ZM64 174L62 175V176H64ZM6 175V174H5ZM8 175V174H7ZM6 175V176H7ZM130 175V174H129ZM52 176H53V178H54V181H52V180H50V178H52ZM61 176V177H62ZM136 176V175H135ZM56 177H58L57 179H56ZM63 178V177H62ZM4 179V180H3ZM47 179V180H46ZM57 181H56V180ZM93 179V178H92ZM12 180V181H11ZM50 181V182H49ZM6 182H4V183H6ZM11 182V183H10ZM40 182V183H41ZM63 182V181H62ZM61 183V182H60ZM64 184V183H63ZM10 185V186H9ZM14 185V186H13ZM31 185V186H30ZM34 185V186H35ZM42 185H44V183L42 184ZM65 185V184H64ZM63 185V186H64ZM7 186V187H6ZM57 186V185H56ZM9 187V188H8ZM12 189H11V188ZM16 188L17 189V191H19V193L18 194H20V193H22V194H20L21 196H19L16 192L17 191H15L16 189H13V188ZM42 187V186H41ZM43 187V188H44ZM10 189V191L8 190V191H6V190H3V189ZM18 188H19V190H18ZM37 188V187H36ZM60 188V187H59ZM22 189V190H21ZM51 190L53 189V188H50ZM56 189V188H55ZM12 190H14V191H12ZM28 190L30 191L29 193H27L28 192ZM12 191V192H11ZM60 191V190H59ZM64 191V190H63ZM128 191V190H127ZM6 192V193H5ZM7 192H10V193H7ZM27 193V195H29L28 197H27V195H23L24 193ZM50 192V191H49ZM52 192V191H51ZM53 192H55V190L53 191ZM12 193V194H11ZM16 193V194H15ZM64 193V192H63ZM129 193H132V191L130 190L129 191ZM15 194V195H14ZM54 194V193H53ZM65 194H67L66 192H65ZM135 194L137 195V193H136V191H135ZM8 195V197H10L11 198V196H9ZM51 195V194H50ZM130 195V194H129ZM134 195V194H133ZM66 196V195H65ZM138 196V195H137ZM15 197V198H14ZM20 197V198H19ZM5 200H3V199ZM17 198V199H16ZM23 199L22 200H20V201H22L23 202V206L25 207V205H26V203L23 201ZM56 199V198H55ZM58 199V198H57ZM62 199H63V197H62ZM4 201V202H2V201ZM27 200V201H26ZM51 200H52V198H51ZM138 200V202H139V198L137 199ZM10 203H12V200H8ZM8 201H6L5 203H9ZM18 201V200H17ZM16 201V203H13V206H12V208L14 207V208H16L15 206V204H17V206H19L18 208V210H19V212L21 213V211H24L23 210V206H21V205H19V202L20 201H18L17 202ZM21 202V203H22ZM61 202V201H60ZM63 202V201H62ZM137 202V203H138ZM9 203V207H10V204ZM20 203V204H21ZM30 203V202H29ZM25 204V205H24ZM28 204V203H27ZM28 205H30V204H28ZM27 206V205H26ZM61 206V205H60ZM0 207H1V205H0ZM21 207V208H20ZM30 207V206H29ZM31 207H33V205H31ZM2 208V207H1ZM4 208V207H3ZM0 209L1 210V212H0V214L1 213H4V212H2V211H5V213L7 212V210H6V208H4V209ZM11 208V207H10ZM13 208V209H14ZM28 208V207H27ZM20 209H22V210H20ZM24 209H26V208H24ZM10 210V209H9ZM8 210V211H9ZM12 210V209H11ZM16 211H17V209H16ZM9 212H11V211H9ZM18 212V211H17ZM17 212H11V213H17ZM20 213H19V215L17 214V215H15L14 217H16L17 216V218H19V219H21L22 218V220H26V223L25 224H29V222H27L28 220L24 217V216H21V218L19 217L20 216ZM24 213V212H23ZM7 214V213H6ZM4 214L5 215V218L7 219V216H8V219L10 220V214ZM39 214H40V212H39ZM2 215V214H1ZM0 215V216H1ZM3 215V216H4ZM14 215V214H13ZM22 215V214H21ZM38 215V214H37ZM3 216L1 217V218H3ZM49 214H45V215H43L42 213H41V219H39L40 217H39V215L37 216L38 217V221H36V222H38V223H36L35 224V226H36V228L38 227H40L39 229L40 230H38V228L36 229V228H34V226H33V228L36 230V233L37 234H39L38 232H40V235H37V237H39V239L38 238H34V237H29V238H31V241L29 242L28 240H25L24 238H26V239H28V235H27V233L29 234V232H27V229L29 230L30 229V225H26V227L27 226H30V227H28L27 229L25 228L24 229V227H25V224L24 223H22V225H21V221H18V222H20V227L22 228V226H23V229H22V231H24V232H21V229H19L17 232H15L14 234H13V239L12 238H10V235H11V237H12V234L10 233V232H8V234H7V232L5 233V234H7L6 235V238H7V236H9L8 238H10V239H12V240H10L9 241V243H7V241H6V239H4L5 241H6V243L8 244L7 245V247L9 248V246L12 244V243H15V242H21L20 243V247L19 246H17L18 245V243H15V245H14V247H12V248H14V249H11V250H14V252H11V250L9 249H7V247L5 248H3L2 247V244L4 245V246H6L4 243H1L0 244V246L3 248V249H5L4 251L2 250V254L0 253V255H3V254H8V252H11V253H9V254H11V255H13L14 253L16 254H14L13 256H15V259H14V262H15V260H16V262L14 263V264H19V262L20 263H23L24 264V262L23 261H25V260H27V258L25 259L24 257H22V255L20 256V255H18L17 253H19L20 251H24V249H22V250H20V248H25V250H26V248L27 247H22V246H24V245H28V243H34L33 241H34V239L36 240L35 242L36 243H34V246H33V248L36 246V244H38L39 245V247H38V245H37V247L38 248H40L38 251H40V250H42L43 252H45L46 250H49L48 248H49V246L51 247L52 246V248H50V249H54V247H55V250H57L58 251V253L57 254H59V256L63 259V261H69V260H71V262H72V264H73V262H74V264H78V263H81V261L83 260V258H85L84 260L86 261H88V260H90L92 257H91V255H93V256H95L94 254H95V252H94V254H93V252H92V254H90L91 252L90 251H92V250H88V248L87 249H85L86 247H83V246H85L84 244L86 243H84V242H80V243H78V244H72V243H75V242H79V241H73L74 240V238H73V240H72V237H75V234H76V236L77 237H79V236H81V235H77V233L79 232V230H78V232H75L77 229L76 228H79L78 226L77 227H73V225L75 224V223H78L77 222V219L75 220V221H73L72 219H74V218H72V216H73V214L71 215V214H69V216H66V217H69V219L68 218H64L65 220H67L68 219V221L67 222H69L67 225H66V221H63L65 224L63 225V223H61L62 225V227H60V222H57V223H59L56 227L54 226L55 225V221H54V219L53 220H51L50 218H51V216H49ZM71 216V217H70ZM75 216V215H74ZM12 217V216H11ZM23 217H24V219H23ZM49 218V219H48ZM52 218H53V216H52ZM13 219H15V218H13ZM11 220V222L13 223V221L14 220ZM18 219V220H19ZM164 220H165V217L163 218ZM5 220V219H4ZM8 220V221H9ZM17 220V219H16ZM25 220L24 221H22V222H25ZM30 220H33V219H30ZM29 220V221H30ZM51 220V221H50ZM72 220V221H71ZM84 220H85V218H84ZM162 220V219H161ZM7 221V222H8ZM54 221V222H53ZM70 221L71 222H75L73 225H72V223H70ZM86 221V220H85ZM6 222V221H5ZM17 222V221H16ZM17 222V223H18ZM31 222V221H30ZM49 222V223H48ZM50 222H51V224H52V222L54 223V225H51L52 226V228L54 229V231L52 230V228H50ZM2 224L1 225H3L4 223H3V219H2V222H1ZM9 223H10V221H9ZM8 223V224H9ZM10 224V225H16L15 223H13V224ZM45 223H48L49 225H45ZM6 224V223H5ZM8 224H7V226H8ZM24 224V225H23ZM31 225H34V222L33 223H30ZM37 224L39 225V226H37ZM19 225H17V226H19ZM75 225H77V224H75ZM74 225V226H75ZM78 225H80V224H78ZM162 225V224H161ZM5 226V225H4ZM16 226V227H17ZM46 226V227H45ZM58 226H59V228H58ZM100 227H101V225H99ZM104 226V225H103ZM2 227V226H1ZM11 227V226H10ZM19 227V228H20ZM6 228V230H4ZM5 228L3 229V228H0V229H2L3 231H8V228L5 226ZM12 228V227H11ZM13 228H15V227H13ZM12 228V229H13ZM46 228H48V230L46 229ZM83 229L85 228V227H82ZM87 229H88V227H86ZM86 228H85V230H83L84 232L86 231ZM92 228H93V226H92ZM91 228V229H92ZM105 228H107V227H105ZM111 228V227H110ZM18 228H16V229H13V230H17ZM47 231H46V230ZM74 229H76L75 231H73ZM9 230H10V228H9ZM26 230V231H25ZM82 230V229H81ZM90 230V229H89ZM2 231V232H3ZM82 231V232H83ZM103 231V230H102ZM34 232V231H33ZM83 232V234H85V236L87 237V234L86 233H84ZM4 233V232H3ZM2 233V234H3ZM94 233H95V230H94ZM0 234H1V231H0ZM26 234V237H24V235ZM34 234H35V232H34ZM47 234L48 235H50L51 234V236H52V238H51V236L49 237V236H47ZM79 234H80V232H79ZM82 234V235H83ZM92 234V233H91ZM91 234H89V235H91ZM97 234V233H96ZM23 235V236H22ZM73 235V236H72ZM95 235V234H94ZM94 235H92L93 237H94ZM0 236H2V235H0ZM35 236H36V234H35ZM40 236H41V238H40ZM46 236V237H45ZM97 236H98V234H97ZM24 237V238H23ZM47 237H49L48 239H47ZM77 237L75 238V239H77ZM91 237V236H90ZM3 238H5V236L3 237ZM7 238V239H8ZM51 238V239H50ZM85 238V237H84ZM2 239V238H1ZM44 239V241L45 242H43L42 240ZM53 239V240H52ZM87 239H88V237H87ZM96 239H100V238H97V237H95V240ZM22 240H23V242H24V240H25V244L22 242ZM30 240V239H29ZM41 240V241H40ZM79 240H81V238L79 239ZM82 240H84L83 239V236H82ZM86 240V239H85ZM84 240V241H85ZM89 240V239H88ZM94 240V238H93V240H92V238H91V241L90 242H92V241H95ZM47 241V242H46ZM89 241H87V242H89ZM0 242H4L3 240H0ZM27 242V243H26ZM49 242H51V243H49ZM90 242H89V244H90ZM40 243V244H39ZM42 243L44 244V245H42ZM82 243H84V244H82ZM95 243V242H94ZM17 244V245H16ZM24 244V245H23ZM97 244V243H96ZM13 245V244H12ZM30 245V244H29ZM42 247H41V246ZM75 245V247L73 248V246ZM15 246L17 247V248H15ZM31 246V245H30ZM54 246V247H53ZM79 247L80 249V253L82 252V247H83V250L85 249V251H83L81 254L79 253V250H77L78 248L77 247ZM87 246V245H86ZM89 246V245H88ZM92 246V245H91ZM95 246V245H94ZM97 246V245H96ZM100 246V245H99ZM19 247V248H18ZM37 247H35V249L37 248ZM1 248V249H2ZM45 248V251L43 250ZM47 248V249H46ZM92 248H93V246H92ZM17 249H19V252H18V250ZM35 249H34V251H35ZM77 250V252L81 255V256H79V254H77L76 253V250ZM89 249H91V247L89 248ZM95 249H96V247H95ZM7 250V251H6ZM102 250V249H101ZM16 251V252H15ZM31 251V250H30ZM53 251V250H52ZM52 251H50V252H52ZM5 252V253H4ZM28 252H29V250L27 251V254H28ZM48 251H46V253H47ZM85 252V255H86V253H87V255H89V256H87L86 255V257H88L87 259H86V257L83 255V253ZM30 253H33V252H30ZM54 253H56V252H54ZM97 253H99V252H97ZM25 254V253H24ZM35 254V253H34ZM34 254H31V255H34ZM40 254V253H39ZM45 254V253H44ZM43 253H42V255H44ZM11 255H3L5 258H10L11 257ZM17 255H18V257H20V258H18L17 257ZM38 255V254H37ZM41 255V254H40ZM52 255V254H51ZM83 255V256H82ZM102 255V254H101ZM3 256H2V259H3ZM12 256V257H13ZM56 256V255H55ZM1 257V256H0ZM28 257V256H27ZM35 257H36V255L34 256V259H35ZM57 257V256H56ZM90 257V258H89ZM4 258V259H5ZM24 258V259H23ZM29 258H33V257H29ZM57 258H59V257H57ZM97 258V257H96ZM99 258V257H98ZM106 258V257H105ZM105 258H103V259H105ZM8 259H5L4 261L2 260V261H0V264H2L1 262H3V264H5V263H7V260ZM11 259V258H10ZM20 259H22V260H20ZM75 259V260H74ZM94 259H95V257H94ZM31 260H33V259H30V261ZM59 261H60V259H58ZM74 260V261H73ZM82 261V263L81 264H84L85 263V261ZM9 261V260H8ZM17 261H18V263H17ZM22 261V262H21ZM33 261H35V260H33ZM66 261V262H67ZM93 261V258H92V260H90V262L88 261V264H91V262ZM101 261V260H100ZM222 261V260H221ZM28 262V260L25 262L26 264H31L30 262L29 263H27ZM9 263V262H8ZM36 263H38V262H36ZM103 263V262H102ZM106 263H108V262H106ZM225 263V262H224ZM10 264H12V262L10 263ZM35 264V263H34ZM85 264H87V263H85ZM237 264V263H236Z\"/></svg>",
  "mask_w": 264,
  "mask_h": 264
}]
</instances>
